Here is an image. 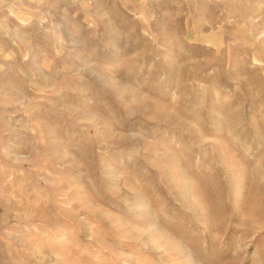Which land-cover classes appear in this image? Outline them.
I'll return each mask as SVG.
<instances>
[{
    "label": "rangeland",
    "instance_id": "1",
    "mask_svg": "<svg viewBox=\"0 0 264 264\" xmlns=\"http://www.w3.org/2000/svg\"><path fill=\"white\" fill-rule=\"evenodd\" d=\"M0 264H264V0H0Z\"/></svg>",
    "mask_w": 264,
    "mask_h": 264
}]
</instances>
